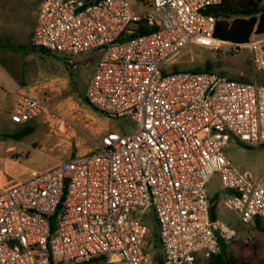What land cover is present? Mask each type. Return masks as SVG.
<instances>
[{
	"label": "built area",
	"instance_id": "obj_1",
	"mask_svg": "<svg viewBox=\"0 0 264 264\" xmlns=\"http://www.w3.org/2000/svg\"><path fill=\"white\" fill-rule=\"evenodd\" d=\"M30 42L62 56H96L85 97L132 132L102 135L92 149L18 182H0V264H150L149 210L163 264L219 255L236 232L212 221L207 184L218 175L223 204L243 224L264 220V184L225 155L231 139L264 145V83L211 71H165L185 47L246 50L264 71V35L244 44L213 37L204 10L222 0H148L135 14L126 0H33ZM154 30L120 42L133 23ZM43 101L19 95L10 121L25 124Z\"/></svg>",
	"mask_w": 264,
	"mask_h": 264
},
{
	"label": "rangeland",
	"instance_id": "obj_2",
	"mask_svg": "<svg viewBox=\"0 0 264 264\" xmlns=\"http://www.w3.org/2000/svg\"><path fill=\"white\" fill-rule=\"evenodd\" d=\"M126 1L137 15L149 10L148 0ZM27 11L26 5L19 0H0V55L18 56L24 61L30 58L35 72L41 76L33 95L45 106L44 112L34 120L14 124L9 115L14 96L3 99L0 92V135L18 133L24 127L32 129L20 140L0 142V170L5 177L20 181L29 178L33 171L47 170L77 154L88 152L105 133L129 134L133 129L129 118H110L85 104L87 81L96 60L93 52L76 56L69 63L60 55L34 50L31 43H28L29 49L18 46L16 39L19 40L23 33ZM207 65L211 72L222 76L264 83V71L253 68L246 50L233 53L228 48L214 50L204 45H190L169 59L164 70H205ZM234 146L242 152L231 150L230 147ZM226 151L231 152L232 156L228 154V157L237 168L246 172L251 180L264 184V145L248 148L231 139ZM218 179L214 174L207 184L210 199L217 196L214 202L211 200L215 220L236 232L234 239L223 245L225 255L245 264H264V220L258 225L255 222L243 224L234 211L224 206L218 193ZM144 220L150 228L146 251L150 264H154L153 259L160 257V246L151 210ZM205 263L206 259L197 261V264Z\"/></svg>",
	"mask_w": 264,
	"mask_h": 264
},
{
	"label": "trees",
	"instance_id": "obj_3",
	"mask_svg": "<svg viewBox=\"0 0 264 264\" xmlns=\"http://www.w3.org/2000/svg\"><path fill=\"white\" fill-rule=\"evenodd\" d=\"M204 13L207 15H212L215 18L216 21L213 37L223 42L244 44L248 41L253 33L264 35V0H222L218 5L207 7L204 10ZM128 30L131 32L122 33L119 38L120 42L134 38L136 36L147 35L154 29L152 27L146 26V24H144V22L141 20L133 23V25H131ZM34 50H37L40 53L48 52L36 47H34ZM209 67L210 66L207 65L205 71H210ZM177 71L180 70H173V72ZM190 71L197 72L201 70L193 69ZM84 102L85 104L90 105L86 97L84 98ZM31 132L32 129L30 127H24L18 133L9 135L4 134L0 135V137L20 140L22 137L30 134ZM216 199L217 196H214V199H210L209 215L212 221H215V207L211 205V200L214 202ZM254 222L256 225H258L260 220L256 219ZM224 252L225 251L222 250L219 255L206 259L205 264H245L231 257H227ZM153 261L154 264H163L161 252L160 257L153 259Z\"/></svg>",
	"mask_w": 264,
	"mask_h": 264
},
{
	"label": "crops",
	"instance_id": "obj_4",
	"mask_svg": "<svg viewBox=\"0 0 264 264\" xmlns=\"http://www.w3.org/2000/svg\"><path fill=\"white\" fill-rule=\"evenodd\" d=\"M19 1L23 2L26 5V8L28 9V11L26 14V25L24 27L23 33L21 34L19 40L16 39V42L19 44L18 46H20V47L27 46V48L29 49L28 43H31L30 38H31L32 31H33V28L35 25L38 5L33 0H19ZM26 56L28 57L27 54H26ZM19 62H21V63H19ZM91 75H92V73H91ZM40 78H41V76L38 74V72H35L34 67L31 65L30 58H28L27 60L24 61V60H21L18 56L13 57L11 55H5V54L0 55V92H1V96L3 99H7L9 95L14 96L13 100L11 102V109L9 110L10 111L9 115L11 114L20 94H22V93H29L31 95L35 94L34 89L37 87V84L39 83ZM87 83H88V81H87ZM14 124H16V123H14ZM1 135H4V134H1ZM7 135H9V134H7ZM5 140H7L9 142L12 139L0 137V142L3 143ZM243 146H245V145H243ZM246 147H248V146H246ZM230 148H231V150L233 149V151L235 150L236 153L242 152V151H240V149H238L235 146L230 147ZM230 148L228 147V149H230ZM248 148H250V147H248ZM226 150H227V147H225L224 152H225L226 157L229 159L228 154L231 156H232V154L230 151H226ZM84 153H86V152H84ZM80 154H83V153H80ZM33 172H36V171H33ZM244 173L246 174V172H244ZM6 177H5V173L0 170V182H18V181H20V180H15L9 176L6 179ZM218 193H219V197L222 198L223 197V191L220 188V184H219Z\"/></svg>",
	"mask_w": 264,
	"mask_h": 264
}]
</instances>
